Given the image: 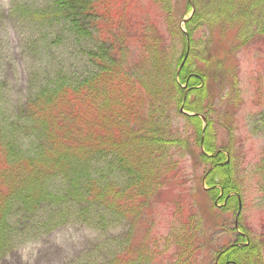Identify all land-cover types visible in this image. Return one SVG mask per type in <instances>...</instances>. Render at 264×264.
<instances>
[{
	"label": "rangeland",
	"instance_id": "obj_1",
	"mask_svg": "<svg viewBox=\"0 0 264 264\" xmlns=\"http://www.w3.org/2000/svg\"><path fill=\"white\" fill-rule=\"evenodd\" d=\"M254 1L257 5L254 17L264 22V0ZM50 3L49 0H0V138L14 144L17 150L21 145L27 158L26 148L31 153L36 146L32 143L37 141L31 131L35 122L25 115L28 110L25 106L58 74L65 72L74 81L95 68L87 52L96 50V35L93 38L87 35L79 43L62 24L51 28L50 24L35 20L33 12L48 8ZM188 4L193 6L191 0ZM192 13L188 11L177 23L182 33L187 32L185 20L189 21ZM209 26V30L195 27L192 40L195 49L207 42L214 58L226 59V78L221 82L224 85H217L213 105L210 102L206 105L213 114L197 116L204 136L213 138L209 145L212 152L198 144L203 137L197 134L198 123L187 118L194 113L183 110L184 102L176 112L168 91L164 100L170 110L163 112L162 119L154 125H163L162 133L166 136L170 130L171 141L164 136L163 146L146 147L136 154L140 167L144 161L147 165L145 186L149 190H145L141 199L145 202L140 214L146 222L139 228L131 226L132 238H125L135 254L134 264H222L224 251L238 246L246 248L244 253L238 251L242 255L234 252L239 264H264V43L244 44L247 40L260 42L264 36L256 33L257 26L250 27L248 20L227 17L217 24L209 22ZM212 29L211 35L208 31ZM130 37L127 30L121 29L113 41L121 46L119 58L128 66V76L139 79L148 71L147 62H131L135 53L130 50L133 47ZM177 42L174 38L171 43L175 48L169 54V47L162 51L166 61L172 60L169 64L172 73L176 69ZM186 43L188 49L187 37ZM124 45L131 48L124 49ZM224 51L230 52L227 58L220 53ZM200 61L198 58V65ZM176 81L180 84L181 78ZM128 88L133 93L130 83ZM187 93L184 90L183 97ZM207 118L211 120L209 128ZM136 123L137 120H132L131 126ZM92 162L86 168L89 179L104 182L113 193L131 184L128 176L133 167L129 159L120 164L112 153L102 154ZM225 165L237 184L236 193L227 196L217 185L223 173L214 170ZM207 181L215 185L211 187ZM106 185L102 184V188ZM44 188L64 192L59 177L45 180ZM65 198L57 201L59 209L40 203L34 208L18 204L11 210L13 220L32 212L28 216L34 226L20 229L14 225L15 241L8 249L5 246L1 250L0 264H111L110 260L124 248L130 223L113 208L95 209L91 215L79 214V198ZM176 247L179 258L173 259L170 256L176 254L173 253ZM141 257L144 261L138 262ZM229 261L223 264H238Z\"/></svg>",
	"mask_w": 264,
	"mask_h": 264
},
{
	"label": "trees",
	"instance_id": "obj_2",
	"mask_svg": "<svg viewBox=\"0 0 264 264\" xmlns=\"http://www.w3.org/2000/svg\"><path fill=\"white\" fill-rule=\"evenodd\" d=\"M189 1L126 0L128 4L124 5L125 2L119 0H49L51 3L48 8L33 12L36 21L50 24L51 28L57 24L65 26V30L74 36L76 42L81 43L87 35L92 38L96 35V50L87 52L95 68L74 81L65 72L58 74L45 87L40 88L34 99L25 106L28 109L25 115L29 121L32 119L35 122V128L31 131L37 141L32 143L36 146L31 153L26 148L28 158L23 154L21 145L17 150L14 144L5 143L0 138V252L4 251L5 246L8 249L15 241L13 230L17 227L14 225L20 229L34 226L28 216L32 212L22 214L20 219L16 216L15 221L12 219L11 210L15 206L19 204L21 207L34 208L40 203H46L50 209H59L58 200L67 199L65 196H77V201L81 202L79 214L91 215L95 209L103 211L104 207L122 213L130 226L123 240L124 248L115 254L110 263H135L131 243L126 239L132 238L131 226L139 228L141 223L146 222L140 214L145 202L141 199L145 190H149L145 186V176L149 173L147 165L144 161L140 167L136 154L142 153L146 147L152 149L163 146V138L166 136L162 133L164 127H156L154 122L158 124L163 117L162 113L170 110L164 100L168 91L176 112L184 102L183 110L194 113L187 118L198 123L197 134L203 136L198 144L207 152H212L209 145H212L213 138L208 133V136H204L197 116L213 114L214 111L206 105L213 102L217 85H224L221 82L226 78V59L214 58L207 42L195 49L192 30L195 27L209 30L212 26H209V22L217 24L229 17L232 20L250 21V27L256 25V33L264 36V22H258L254 17L257 6L254 0H191L194 12L185 23L187 32L182 33L177 23L192 10ZM121 29L131 35L133 47L130 50L135 53L131 62H147L145 67L148 71L139 79L128 76V66L119 58L122 49L115 44L113 37ZM208 32L212 35L213 29ZM174 38L178 39L179 48L174 57L176 69L172 73V66L169 65L172 60L166 61L162 51L169 47V54L175 48L174 43H171ZM260 43H264V39L260 42L244 41L247 45ZM127 47L131 48L124 45V49ZM186 51L188 57L182 63ZM220 53L227 58L230 52ZM198 58H201L199 65ZM175 77L181 78L180 84L186 89L181 88ZM129 83L133 93L129 91ZM184 90H188L186 98L183 97ZM132 120H137L134 127L131 126ZM210 122V119L206 120L208 128ZM169 132L166 137L171 136ZM168 139L171 141V137ZM112 153L120 164L129 159L133 167L128 176L131 184L125 189L115 190V193L104 182L89 179L86 169L87 163H93L102 154ZM214 170L223 173L217 179L222 193L225 196L236 193L237 184L231 178L229 166H218ZM58 177L64 187L63 193L54 188H44L45 180ZM150 182L151 186L154 180ZM207 182L211 187L215 185L212 181ZM102 184L106 187L102 188ZM245 249L238 246L224 251L221 263L230 260L239 264L234 252L244 253ZM178 251L176 247L173 252L176 254L170 257L179 258ZM143 258H139L138 262L144 261L141 260Z\"/></svg>",
	"mask_w": 264,
	"mask_h": 264
}]
</instances>
